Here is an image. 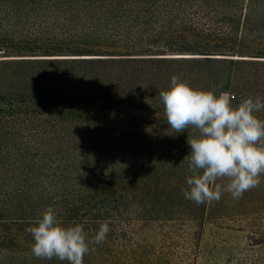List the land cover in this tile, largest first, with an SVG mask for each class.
Segmentation results:
<instances>
[{
	"label": "trees",
	"instance_id": "obj_1",
	"mask_svg": "<svg viewBox=\"0 0 264 264\" xmlns=\"http://www.w3.org/2000/svg\"><path fill=\"white\" fill-rule=\"evenodd\" d=\"M13 47L38 57L0 60V264H67L30 250L49 206L89 239L108 223L83 264H210L204 223L244 234L229 263L264 264V175L238 200H185L196 132L172 130L159 100L172 76L264 99V0H0Z\"/></svg>",
	"mask_w": 264,
	"mask_h": 264
},
{
	"label": "clouds",
	"instance_id": "obj_2",
	"mask_svg": "<svg viewBox=\"0 0 264 264\" xmlns=\"http://www.w3.org/2000/svg\"><path fill=\"white\" fill-rule=\"evenodd\" d=\"M167 125L176 133L194 129L187 137L190 175L185 177V200L197 205L219 201L224 193L238 200L243 193L260 184L264 175V99L257 95L233 105L228 93L193 89L172 76L167 90L159 92ZM226 178L221 185L216 181ZM31 253L38 259L56 258L67 264H83L84 256L102 243L109 225L101 223L89 239L83 225L64 227L57 213L47 207L33 226Z\"/></svg>",
	"mask_w": 264,
	"mask_h": 264
},
{
	"label": "rangeland",
	"instance_id": "obj_3",
	"mask_svg": "<svg viewBox=\"0 0 264 264\" xmlns=\"http://www.w3.org/2000/svg\"><path fill=\"white\" fill-rule=\"evenodd\" d=\"M19 35H13V36H5L4 38H9L8 40H5V43L7 45L11 42H14V44H18L20 42L19 39H17ZM14 50V47L11 48V50H4L0 51V60L1 59H14V58H35L38 56H30L35 54H25L22 52V54L17 53H10L8 51ZM16 51H23L21 48L15 49ZM24 55V56H21ZM57 57H73V56H57ZM86 57V56H81ZM230 59H236L239 58L237 55L229 57ZM233 64H228V68L226 70L227 77L230 76L231 72L233 71ZM232 228L234 227L233 224H229ZM199 237V236H198ZM244 234L241 232H236L233 230H224L222 228H219L215 225H212L210 223H204L203 230L200 232V248L203 250L211 251L212 259L210 260V264H233L229 263V259L227 261L228 253L231 252V249L242 246L244 242ZM214 241H221L223 244L222 246L219 245L217 249H211V246L213 245ZM217 250V251H216Z\"/></svg>",
	"mask_w": 264,
	"mask_h": 264
}]
</instances>
